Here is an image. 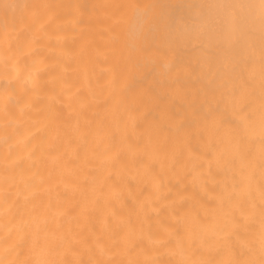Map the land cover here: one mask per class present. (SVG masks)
<instances>
[{
	"label": "bare ground",
	"instance_id": "1",
	"mask_svg": "<svg viewBox=\"0 0 264 264\" xmlns=\"http://www.w3.org/2000/svg\"><path fill=\"white\" fill-rule=\"evenodd\" d=\"M202 262L264 264V0H0V264Z\"/></svg>",
	"mask_w": 264,
	"mask_h": 264
},
{
	"label": "clouds",
	"instance_id": "2",
	"mask_svg": "<svg viewBox=\"0 0 264 264\" xmlns=\"http://www.w3.org/2000/svg\"><path fill=\"white\" fill-rule=\"evenodd\" d=\"M215 231V227L213 225L207 227L206 229H204V234L205 235H210ZM202 264H207V262H202Z\"/></svg>",
	"mask_w": 264,
	"mask_h": 264
}]
</instances>
